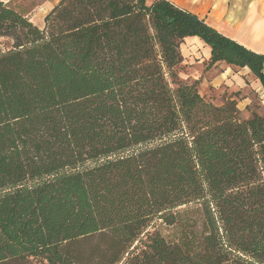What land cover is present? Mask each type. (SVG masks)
<instances>
[{
  "label": "trees",
  "instance_id": "16d2710c",
  "mask_svg": "<svg viewBox=\"0 0 264 264\" xmlns=\"http://www.w3.org/2000/svg\"><path fill=\"white\" fill-rule=\"evenodd\" d=\"M187 37L264 94V54L169 0H61L39 25L0 0V264H264V105L205 101Z\"/></svg>",
  "mask_w": 264,
  "mask_h": 264
},
{
  "label": "rangeland",
  "instance_id": "374dc122",
  "mask_svg": "<svg viewBox=\"0 0 264 264\" xmlns=\"http://www.w3.org/2000/svg\"><path fill=\"white\" fill-rule=\"evenodd\" d=\"M35 4L33 0H28L9 3L8 6L24 15L32 12ZM39 11V13H43V10ZM36 12L38 10L33 11V13ZM29 17L34 23L41 24L42 19L34 17L33 14L29 15ZM0 43L3 49H7L10 46V42L7 39H0ZM180 52L183 61L179 77L188 83L197 81V90L205 101L214 106H222L228 101H233L239 110V118L241 120L248 119L255 113L261 114L262 106L264 105L262 87L255 77L250 72H247V69H238L241 73L239 74L236 68H232L233 78L229 77V79L231 78L229 82L221 78L223 68L220 65L209 67L208 61H203L204 46L202 44H198L195 41H185L180 47ZM158 229L167 240L177 239L181 231L180 228L176 227L163 226Z\"/></svg>",
  "mask_w": 264,
  "mask_h": 264
},
{
  "label": "crops",
  "instance_id": "0c3cea01",
  "mask_svg": "<svg viewBox=\"0 0 264 264\" xmlns=\"http://www.w3.org/2000/svg\"><path fill=\"white\" fill-rule=\"evenodd\" d=\"M6 4L25 2L28 0H1ZM36 4L32 8L38 12L24 14L42 19L61 0H33ZM150 4L153 0H145ZM181 9L187 10L199 18L204 19L209 25L220 33L233 39L247 49L264 54V0H169ZM43 10V13H39ZM45 11V12H44ZM195 41L204 46V59L208 60L210 49L198 37H187L184 42ZM183 45V43H182ZM181 45V47H182ZM223 68L221 78L226 81L233 78V69L224 63H218ZM247 69V68H244ZM238 70V69H236ZM243 70V69H241ZM248 70V69H247ZM230 72V73H229ZM249 72V70L247 71ZM238 73L240 71L238 70ZM246 74V73H245ZM229 77H231L229 79ZM219 78L220 80H222ZM230 82V81H229ZM260 85V84H259Z\"/></svg>",
  "mask_w": 264,
  "mask_h": 264
}]
</instances>
